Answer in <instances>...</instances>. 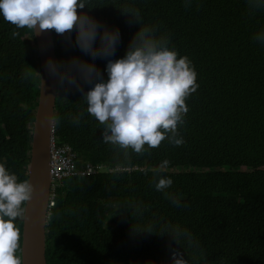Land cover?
<instances>
[{"label": "trees", "instance_id": "1", "mask_svg": "<svg viewBox=\"0 0 264 264\" xmlns=\"http://www.w3.org/2000/svg\"><path fill=\"white\" fill-rule=\"evenodd\" d=\"M93 4L98 6L92 15L120 28L112 58L124 55L139 28L118 7L138 8L142 22L166 32L170 46L191 60L198 87L186 98L189 110L179 126L183 144L165 139L128 156L101 141L102 130L86 113L80 92L58 93V141L73 147L80 165L114 171L63 181L46 227L48 264H169L170 245L179 247L170 236L132 230V223L143 228L156 222L158 231L164 221L195 236L199 247L183 253L192 264H264V45L251 38L264 25V12L249 14L245 0ZM53 36L58 59L88 58L75 47L74 32L71 41L54 31ZM105 62L96 60L101 70ZM38 71L34 33L0 18V163L19 180L28 179ZM77 113H83L79 124L71 120ZM164 159L169 164L157 173ZM158 175L172 178L166 191L179 194L182 206L155 189ZM15 223L21 256L23 220Z\"/></svg>", "mask_w": 264, "mask_h": 264}, {"label": "clouds", "instance_id": "2", "mask_svg": "<svg viewBox=\"0 0 264 264\" xmlns=\"http://www.w3.org/2000/svg\"><path fill=\"white\" fill-rule=\"evenodd\" d=\"M183 3L189 6L192 0H183ZM245 3L249 14L264 12V0H245ZM95 6L98 5L93 0H0V18L17 29L26 28L35 37L53 30L71 41L74 32L75 47L88 58L49 56L45 71L56 93L71 90L81 93L86 113L102 130L104 144L120 150L124 156L129 151L146 152L165 139L172 145L183 144L179 126L184 124L189 110L186 98L198 87L191 60L170 46L166 32L142 22L140 10L131 6L118 8L129 17V25L138 22L139 28L130 38L124 55L112 58L121 39L120 28L92 15L91 9ZM17 34L12 32L13 36ZM251 38L264 45V25ZM98 58L106 61L103 70L96 64ZM82 116L83 113H77L71 120L79 124ZM168 164L167 159L162 160L156 172ZM172 183L171 177L158 175L154 187L174 206L180 207L179 194L166 191ZM33 192L30 180H19L0 163V264H22L18 254L21 233L15 221L24 219L25 205ZM155 226L153 222L138 228L132 223V230L170 236L179 247L170 245L169 264H192L190 257L185 258L183 253L199 247L193 233L168 221L159 222L158 231H153Z\"/></svg>", "mask_w": 264, "mask_h": 264}, {"label": "water", "instance_id": "3", "mask_svg": "<svg viewBox=\"0 0 264 264\" xmlns=\"http://www.w3.org/2000/svg\"><path fill=\"white\" fill-rule=\"evenodd\" d=\"M35 38L40 62V92L33 122L31 159L27 166L28 180L34 185V192L32 199L25 205L21 245L22 264H48L46 227L50 214V139L58 95L44 67L47 57L58 59L53 31L46 30Z\"/></svg>", "mask_w": 264, "mask_h": 264}, {"label": "built area", "instance_id": "4", "mask_svg": "<svg viewBox=\"0 0 264 264\" xmlns=\"http://www.w3.org/2000/svg\"><path fill=\"white\" fill-rule=\"evenodd\" d=\"M49 160V209L55 204V198L58 190L61 188L63 181L66 178L96 174L105 170L114 171V169H107V167L103 165H94L92 163H85L84 165H80L78 162L77 154L74 151L73 147L69 144H63L58 141L55 134L54 125L51 130Z\"/></svg>", "mask_w": 264, "mask_h": 264}]
</instances>
